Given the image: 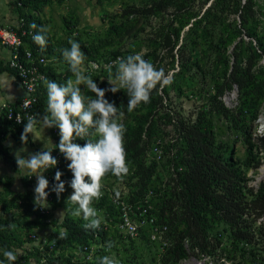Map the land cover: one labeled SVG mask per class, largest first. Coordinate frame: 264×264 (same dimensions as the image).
Returning a JSON list of instances; mask_svg holds the SVG:
<instances>
[{"label": "trees", "instance_id": "trees-1", "mask_svg": "<svg viewBox=\"0 0 264 264\" xmlns=\"http://www.w3.org/2000/svg\"><path fill=\"white\" fill-rule=\"evenodd\" d=\"M49 1L15 0V5L22 10L35 11ZM260 14L255 0H144L141 6H130L121 13L126 17L133 15L145 19L169 16L154 28V33L149 34L153 49L148 56L153 65L157 63L159 66L169 57L172 61L177 59L180 67L172 75L170 85L161 88L158 84L150 94V102L140 103L130 112L127 109L129 97L126 89L114 94L106 91L107 100L114 102L124 113V149L129 167L123 179L113 176L127 188L126 201L134 205H149L146 220L154 219V226H168L170 245L161 250L157 244L160 249L157 264H179L190 255L214 257L217 250L228 264H264V181L257 189L247 185V172L260 166L255 148L257 145L264 148V134L254 140L251 129V124L260 114L264 117V66L258 65L259 60L264 59V22L260 20ZM200 16V19L193 21ZM20 17L24 20L23 30L26 33L31 30L35 34L39 26H43L31 12L20 13ZM32 24H36L37 29H33ZM190 24L182 34V30ZM200 26L202 30L198 36L214 55L216 67L221 65L223 71L212 78L214 92L208 94L202 106L186 116L173 104L170 105L169 96L173 89L180 93V84L185 75L191 73L190 78L197 77L198 72L192 73V67L202 69L193 56L195 33ZM13 30L21 35V31ZM112 30L121 35L125 31L121 26ZM46 36L45 49H41L28 35L23 36L24 46L19 49V54L22 56L23 50L27 49L34 57L53 59V63H47L41 70L49 80L63 85L75 78L61 51L70 48V44L68 42L54 48L47 33ZM244 37L253 40L256 47L252 46L250 40L245 41ZM76 41L86 55L85 64L118 56L116 53H110L112 56L100 53V41L94 45L81 39ZM228 46L232 47L229 57L224 52ZM180 54L182 56L179 58ZM3 71L17 75L15 70L0 63V73ZM115 72L116 67L112 69L113 77ZM100 75L106 81L113 78L107 71H102ZM234 87L238 101L234 109H229L222 97ZM92 94L89 92V95ZM36 95L34 111L42 116L47 109L44 83ZM0 121L3 126L9 125L19 135L22 134L23 128L10 123L4 112H1ZM215 121H221L226 129L240 135L245 149L243 160L236 159L227 147L217 145ZM98 138L93 134L86 139L95 142ZM86 142L76 140L81 146ZM155 146L163 151L160 160L153 154L152 148ZM0 156L17 168L16 161L5 151L1 140ZM69 163L62 157L54 168L45 172L51 194L46 213L33 203L36 185L28 176L21 179L22 193L11 189L9 178L3 184L0 180V264H9L3 256L5 250L22 253L15 264H31L32 261L35 264H100V258L109 255L100 249L94 251L91 260H86L85 248L92 244L101 246L108 233L102 224L99 229L86 231L83 216L72 214L78 206L68 200V193L73 190L69 186L72 179ZM57 170L63 173L61 180L65 183V191L59 198L51 192V187L56 183L54 176ZM106 178L107 174L102 181ZM101 191L106 192L104 185ZM106 196L107 193L103 194L92 205L104 209L106 223L118 224V212ZM63 208L66 212L63 219L57 222L53 211ZM41 227H50L52 231L48 239H43V244L36 247L30 236ZM61 229L67 230L65 239L59 238ZM148 229L151 234L152 227L147 222L140 226L138 238L145 240ZM119 264L146 263L135 251L121 258Z\"/></svg>", "mask_w": 264, "mask_h": 264}, {"label": "clouds", "instance_id": "clouds-1", "mask_svg": "<svg viewBox=\"0 0 264 264\" xmlns=\"http://www.w3.org/2000/svg\"><path fill=\"white\" fill-rule=\"evenodd\" d=\"M31 27L37 29L38 26L32 24ZM47 31L46 27L39 26L32 36L34 43L40 46L41 49L47 47ZM69 44L70 48H64L61 51L75 76V80L69 79L61 85L54 80H49L47 76L42 77L47 90L46 112L42 116L40 113L27 115L20 140L22 145H26L29 134L32 135L38 131L43 137L42 134L45 129L53 127L59 129L60 140L58 145L54 147L58 148L67 161H70L68 169L72 172V179L69 186L73 189V192L68 200L78 206L72 214L77 217L83 216L84 221H86L83 228L86 231L96 230L100 228L103 218L92 204L94 200H99L103 196L101 191L103 187L102 178L111 172L117 178L123 179L129 172L124 149L125 126L122 123L124 113L115 106L114 102H109L105 98L106 91L114 94L121 89H126L129 97L127 109L130 112L140 103H149L150 94L158 84L161 88L170 85L172 74H166L162 68L157 69L153 63L143 59L140 54L128 55L127 57L118 56L116 61L104 65L110 77H113L112 69L115 68L114 65L116 66V72L113 78L108 79L111 87L101 89L90 75L85 74L86 55L82 51L79 42L69 40ZM91 67L98 69L99 66L92 64ZM81 85L94 93L95 98L85 94V91L80 88ZM7 87L10 88L11 84L9 83ZM234 90L237 89L234 88ZM6 99L11 102L14 97L6 94ZM16 120L19 123L24 118L17 116ZM93 134L99 137L95 142L86 139ZM44 139L51 144L50 139ZM77 139L86 140L87 142L81 146L75 142ZM53 149H45L44 147L43 150L29 153L27 156L21 155V153L27 152L26 147H21L15 152L17 167L23 169L28 177H36L33 203L40 208L49 206V191H46V189H49V181L45 179L43 173L50 168H54L58 163L57 158L51 154ZM62 175L63 173L59 170L55 172L54 181L56 183L51 187V192H54L57 198L65 191V183L61 180ZM35 233L38 235L39 240L45 239L42 235ZM66 237L67 230L61 229L59 238L65 239ZM150 240L154 241L151 239V234ZM156 244L163 250L158 242ZM90 247L92 248L91 258H86V260H91L92 255H94L93 244ZM106 247L110 250L113 243L109 241ZM21 255L22 253L16 250L3 251V256L9 264H15V261ZM82 256L80 257L83 258ZM100 264H119V261L112 256H103L100 258Z\"/></svg>", "mask_w": 264, "mask_h": 264}, {"label": "rangeland", "instance_id": "rangeland-1", "mask_svg": "<svg viewBox=\"0 0 264 264\" xmlns=\"http://www.w3.org/2000/svg\"><path fill=\"white\" fill-rule=\"evenodd\" d=\"M256 9L261 12L260 20L264 22V0H255ZM144 0H50L47 5L39 6L35 9V12H40V20L42 25L48 29L47 35L50 42L54 47L61 46L68 43L69 40L81 39L83 42L90 44H101L100 53H104L108 56H112L110 53H116L119 57H127L128 55L140 54L143 59L152 63V59L148 54L152 51V47L149 41V34L154 33V28L160 24L162 20L166 21L169 16L151 17L149 19L142 18L140 16L130 15L128 17L121 15L123 10L130 6H141ZM208 6V5H207ZM25 10V9H23ZM204 11H202L203 13ZM203 15V14H202ZM201 15V16H202ZM201 16L193 21L201 18ZM238 20V17H236ZM124 27V33L114 32L112 29H119ZM191 24L182 30V34L188 30ZM202 27L197 30L196 43L194 45L193 56L199 67H192V73L198 72L196 78H190L189 75H185V79L181 82V90L178 91L173 89L170 91V105L177 108L184 115L189 116L196 108L202 106L204 99L214 92V82L213 77L217 76L223 71L221 65L216 67L214 55L208 51V46L205 44L202 38H200ZM199 34V36H198ZM245 41H251L252 46L256 47L253 40L244 37ZM225 55L227 57L231 56L232 47L228 46L225 50ZM117 56V57H118ZM182 54L178 57L180 58ZM232 59V58H231ZM53 59H49L48 63H53ZM232 64V61H230ZM258 65L264 66V59L261 58ZM59 67L60 65H55ZM157 69H163L166 74L171 73L172 75L179 71L180 67L177 62L172 61L171 58L166 57L164 61L158 66L154 63ZM197 69L199 71H197ZM101 74V73H100ZM99 73L91 75L99 88L107 89L111 87L108 81L101 77ZM75 78L73 79V81ZM85 94L89 95V90L83 85L80 86ZM235 88V87H234ZM234 91V92H233ZM94 95V96H92ZM89 95L95 98V94ZM181 95V96H177ZM107 99L108 96L105 95ZM222 101L226 107L229 109H234L238 101L237 90L234 89L231 92L226 93L222 97ZM262 116V114H260ZM264 118L261 122L257 120L251 124V129L254 131L252 138L259 137V132L261 129L259 126L263 124ZM216 135H217V145L220 147H227L228 150H232L235 158L238 160H243L245 155V149L242 144L240 135L232 130L226 129L225 125L221 121H215ZM171 130V128H168ZM255 152L258 155L260 166L256 170L250 169L247 172L249 187L257 189L259 184L264 181V177L261 179L260 169L264 168V148L257 145ZM102 185L106 187V192L103 194L108 195L107 198L110 199V195H120L127 194V188L125 185L114 178L111 172L107 173V178L101 181ZM73 190L68 193V197L72 194ZM102 198V197H101ZM95 200L93 201V204ZM112 204V202H111ZM93 206V205H92ZM94 207V206H93ZM49 208V207H46ZM98 214L103 218L102 226H105V232L107 236L103 238V244L101 246L93 245L95 252L103 249L109 255L114 257L116 260L121 261V258L130 256L133 252H137L140 257L145 261L146 264H156L159 260L160 249L156 243L150 241L149 229L145 231V240L136 239L128 240L124 234L119 233L117 229V224L114 222H105L104 209H98L94 207ZM116 210V209H115ZM117 211V210H116ZM59 215H57V222L63 219L65 214V209H60ZM61 214V215H60ZM119 219V215L117 217ZM111 241L113 247L109 250L107 249V243ZM43 244L42 239L36 242L34 246H41ZM132 244V245H131ZM179 264H228L226 261L222 260L221 252L218 250L214 253V257H208L206 255H201L195 257L190 255L187 259L181 261Z\"/></svg>", "mask_w": 264, "mask_h": 264}, {"label": "built area", "instance_id": "built-area-1", "mask_svg": "<svg viewBox=\"0 0 264 264\" xmlns=\"http://www.w3.org/2000/svg\"><path fill=\"white\" fill-rule=\"evenodd\" d=\"M23 25L24 20L20 18L19 27L17 30L21 31V35H19L16 30H13L11 28L0 27V45L9 48L11 52L5 66L16 71L18 82L24 92L23 97L17 105L4 103L1 105V111L5 113L6 118L9 122L11 121L13 125L21 126L22 128H24V124L26 123L27 115L36 114L33 107L37 101L36 94L43 84L42 77H46V74L41 70V67H44L47 62L45 57H34L31 51L27 49H24L22 56H20L19 49L24 46L22 37L28 35L30 39H32V36L34 34V32H32L31 30L26 33V31L23 30ZM117 58L106 61H91L84 66L86 68L85 74L91 76L93 73H96L98 71H107L104 68V65L111 64L113 61H116ZM92 64L98 65V69H93L91 67ZM113 67L116 66L114 65ZM17 116H22L24 120L18 123L16 120ZM263 118L264 117L260 115L257 121L261 122ZM259 128L261 129V131L259 132L260 136L264 134V121L263 124L259 126ZM52 136L56 140V145H58L60 140L58 128H52ZM152 151L157 160H160L162 158L163 151L160 147L155 146L152 148ZM51 154L52 156L57 158L58 162H60L62 157H64L63 154L59 152L58 148H54ZM46 191H49L48 200H51L50 189H46ZM110 197L113 206L118 211L119 219L117 229L119 233L124 234L125 237L131 239L138 238V228H140V226L146 224L147 222V224L152 227L151 239L158 242L162 246V248L170 245V240L167 237L168 226L166 224L154 226V219L149 218L148 220H146V217H148L147 212L149 210V205L147 203L146 206L134 205L125 200L126 198L124 194H111ZM40 210L45 213L47 212V208H40ZM30 238L35 242L39 241V237L36 233L32 234ZM85 253L86 258L90 259L92 248H85Z\"/></svg>", "mask_w": 264, "mask_h": 264}, {"label": "crops", "instance_id": "crops-1", "mask_svg": "<svg viewBox=\"0 0 264 264\" xmlns=\"http://www.w3.org/2000/svg\"><path fill=\"white\" fill-rule=\"evenodd\" d=\"M30 10H22L15 5V0H0V27L4 28H11V29H18L19 27V19L20 13L28 14L31 12L33 17L40 20V12L30 11ZM56 48V47H54ZM10 49L0 45V63L3 65L10 57ZM11 84V87L8 88L7 85ZM6 94L11 95L14 99L10 102L6 99ZM24 92L21 88L16 76L7 71H3L0 73V107L2 104H10L15 105L20 101L23 97ZM0 116H1V109H0ZM52 128L45 129L43 132V137L46 139H50L51 144L47 143V141L40 135V133L34 132L32 135L29 134L28 142L26 145H22L20 136L18 132H16L13 128L9 125H2L0 121V140L1 144L3 145L5 151L8 155L15 161V152L20 149L21 147H26L27 152L21 153L22 156H27L29 153H36L45 147V149L55 148L56 140L52 136ZM45 177V172L43 173ZM27 176L23 169L14 168L11 164L6 162L0 156V180L2 184L10 179V186L14 192L22 193L24 192V188L22 186V177ZM31 182L36 185V177L31 176L29 177ZM2 184H0V190H2ZM60 209H56L53 211L54 218L57 219V215H59ZM52 229L50 227H41L36 232L39 235H42L43 238L48 239L50 232ZM31 264H35L33 261Z\"/></svg>", "mask_w": 264, "mask_h": 264}, {"label": "bare ground", "instance_id": "bare-ground-1", "mask_svg": "<svg viewBox=\"0 0 264 264\" xmlns=\"http://www.w3.org/2000/svg\"><path fill=\"white\" fill-rule=\"evenodd\" d=\"M260 173H261V176H260L259 179H261L262 177H264V168H261V169H260Z\"/></svg>", "mask_w": 264, "mask_h": 264}, {"label": "water", "instance_id": "water-1", "mask_svg": "<svg viewBox=\"0 0 264 264\" xmlns=\"http://www.w3.org/2000/svg\"><path fill=\"white\" fill-rule=\"evenodd\" d=\"M236 91V90H235Z\"/></svg>", "mask_w": 264, "mask_h": 264}]
</instances>
